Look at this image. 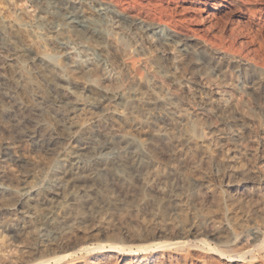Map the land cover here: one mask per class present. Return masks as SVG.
<instances>
[{
	"label": "bare ground",
	"instance_id": "6f19581e",
	"mask_svg": "<svg viewBox=\"0 0 264 264\" xmlns=\"http://www.w3.org/2000/svg\"><path fill=\"white\" fill-rule=\"evenodd\" d=\"M26 1L34 10V36L44 44L55 43L59 53L62 52L61 42L72 41L85 45L102 58L115 59L116 48L126 47L124 37L136 35L142 39L141 42L162 49L161 56L169 65L174 58H182L196 69L191 77L200 80L209 92L205 100L208 109L204 110L207 113L202 120L214 114L221 121L225 118L234 124L232 112L237 109L236 102L227 104L225 87L207 76L204 68L211 67L213 71L220 72L223 68L232 67L233 73L240 78L239 85L230 89L234 95L244 91L264 96V0ZM108 20L117 29L115 34L120 36L108 33ZM21 24H17L7 39L2 37L0 26V51L9 54L7 57L1 52L2 57L7 58L5 62L2 60L5 64L1 62L3 67L6 66V72L0 69V127L5 125L13 130L19 142L15 147L10 140H5L1 146L0 264H216L218 259L264 264L263 226L250 225L243 229L250 242L246 241L247 245L244 242L246 246L239 248L240 241L234 233L236 224L233 227L228 221L218 223L216 218H212L214 215L201 217L200 209L195 206L200 204L201 195L205 193L217 202L224 198L229 204L246 209L247 213L256 212L258 206L255 205L256 208L251 202L247 207L244 199L252 201L257 198L256 202L253 200L255 203L263 200L264 168L247 171L248 167L244 166L250 160L245 152L247 144L245 147L236 144L237 135L231 132L218 133L216 135L220 136L212 141L205 136L198 121L185 122L186 126L183 125L178 133L155 128L154 122L158 119L164 122L172 119L171 108L152 115L145 123L149 126H145V130H105L108 124L112 126L114 117L125 120L134 108L146 104L141 93L133 87H123L125 90L121 93L100 91L90 95L81 105L101 113L98 112L89 122H71L68 132L60 130L54 121L50 122L52 119L48 121L43 116L44 107L60 116L74 114L76 109L71 107L64 111L58 108V103L68 99L69 95L66 84L61 79H54L55 68L42 66V57L30 47L15 44ZM155 58L148 55L142 62H154L160 68ZM20 60L25 61L29 69L18 66ZM122 63L132 73L141 70L134 56ZM76 69L77 74L82 71ZM32 75L39 78L48 90L42 86L44 84L32 82ZM169 79L174 80L173 77ZM173 84L175 89L171 98L178 99V91L184 88L185 83L175 80ZM78 87L90 92L85 85ZM27 90L33 98L22 101L21 96ZM19 94H22L21 98ZM113 105L125 109L115 116ZM249 116L243 113L241 118L250 120ZM58 128L60 132H57ZM114 146L120 150L107 155L105 150ZM48 151L51 156L48 154L50 157L46 162L41 155L38 158V154ZM260 161L263 163L264 157H260ZM20 167L24 171L18 169ZM213 168L220 173L221 180L233 188L232 192L219 190L221 193H217L212 189L209 178ZM109 180L118 185L115 186L121 196ZM42 181L45 182L40 185ZM233 193H236V198ZM147 211L146 218L143 213ZM112 216L115 219L119 217L121 221L133 216L138 227L137 224L134 225L136 227L128 224L125 228H117L124 229L126 235L129 233V241L137 243L136 251L128 244L93 243L95 237L92 235L82 232L84 236L78 237L75 234L85 231V225H89L88 230L93 228L100 232L107 229L113 222ZM233 218L234 222L236 218ZM66 224L71 226L69 233L63 230ZM204 231L220 243H212L207 236L199 237L201 232L204 235ZM160 237L169 239L146 243ZM12 240L16 243L13 244ZM138 250L143 253H137Z\"/></svg>",
	"mask_w": 264,
	"mask_h": 264
},
{
	"label": "rangeland",
	"instance_id": "374dc122",
	"mask_svg": "<svg viewBox=\"0 0 264 264\" xmlns=\"http://www.w3.org/2000/svg\"><path fill=\"white\" fill-rule=\"evenodd\" d=\"M0 1L2 2V3L0 2V26H1V31L4 34V35H2V37L4 39L10 38L11 31L15 30V28H16V26H17V24L19 22L22 23L21 24V30L18 33V37L16 38L17 40L13 39L15 44H17L18 46H21V47H27V48L30 47L29 49L31 51H33L34 53H36V54L40 55V57H42L41 58L42 59L41 60L42 66H49V67L53 66L55 68L56 72L54 73V79L56 81H58V79H61L63 84H66L65 86L67 88V92H68L69 97H68V99L67 98L64 99V101H62V103H58V105L60 106L58 108L65 111V110H67V109H69L71 107H74L76 109V110H74L75 113L74 114H70V115H68L66 113V115L64 114V115H62L63 116L62 117L60 115H57L55 112H53L49 108L46 109L47 107H44V109H43V113H44L43 116L44 117L46 116V118H48V121H50V119H52L50 122L54 121L53 122L54 124H57L58 127L60 126V130H64V131L66 130V132H68L70 130L69 124L71 122H74L76 120L77 121H83V122H89V121L92 120V118L95 115L99 114L98 113V112H100L99 110H96V109H92L91 110V109H88L85 106L81 105V104L84 103L85 100H87V97H89L90 95H93V94L98 93V92L100 93V91H103V92L109 93V94L110 93L114 94V93H116V91H117V93H121V92H123L125 90L123 87H126V88H130V87L132 88L133 87V88L137 89L141 93V96H142L143 100L146 102V104L143 105L140 108H136V109L134 108L133 112H131L129 115L125 116V117H127V119L125 118V120L123 118L117 116V113H119V112L121 113L122 111H124L125 108H123L122 106H119V105H113L115 107L114 113H115V116H117V117H114V121L111 124L112 126L109 127V124H108L106 126L105 130H108V131H116V130L117 131H119V130L121 131L122 130V132H126V131L127 132L128 131L129 132H137V131L145 130V129L149 128V126L145 125V123L147 122V120L152 115H156L158 113V111L160 112L161 110H165V109H170L171 108L170 110L172 111V119L170 121L164 122V121H161V120L158 119L157 121L154 122L155 126L153 124L150 127L153 128L152 126H154L155 128L156 127L157 128H162V129L164 128L166 130L168 129L169 131L171 130L172 132H175V133L177 132L178 133V131H181L183 129V127H184L183 125L186 126L185 122L198 121L199 123H201V124H199V126L204 131L205 136L208 139L210 137V139H212V141H213V139H215L218 136H220V134L216 135L218 133L224 134V133L231 132L234 135H237L236 136V138H237L236 139L237 140L236 144L243 145L244 147L247 144V146L245 147V149H246L245 152L247 154V158L249 157V159H250V160H248L249 162L246 161L244 163V166L246 167V169L248 167L247 171L248 172H250V171L254 172V171H258V170L264 168V161H263V163H262V161H260V157H264V136H263L264 135V128H263L264 126L262 125L263 122H264V96H262V94L260 95V93H252V92H245L244 93V91H242L241 94H235L234 95L230 91V89L233 90V88H235V87H237L239 85V83H240L239 79L240 78L238 79L237 73L236 74L233 73L235 71H234V69H232V67L223 68L222 70H220V72L219 71H215V70L213 71V69L211 67H207V68H204V69H205V72H207V74H208L207 76L210 75L211 78L213 80H215L218 84L223 86V88L225 87L224 89H225L226 92H225L224 98H225V101L227 102V104H232L233 102H236L237 109L233 110V112H232L233 117L231 118L232 120H235V123L233 124V123H231V121L227 122V119H225L224 117H223L224 120L221 121L219 119V117H217L214 114L209 115L210 117L208 116L206 118V120H202V119H205V114L207 113L206 111H207L208 107L205 106V105H207L205 100L207 101V96H208L209 92L207 93L208 90L202 84V82L200 80L194 79V78L191 77L192 74L195 73L196 69L191 67L190 65H188L182 58H179V57L174 58L173 63L171 65H169L167 62L164 61V59L161 56V54H162L161 50L162 49H160V48H158L156 46L148 45L144 41L141 42L142 39H140L136 35L134 36L133 34H132L133 36L130 35L132 37H124V40H126V47L125 48H122V49L121 48H116L115 52L117 54L116 55L117 59L116 58L115 59L102 58V56H100L97 52H94V51L90 50L85 45L83 46V44L81 45L79 43H74L72 41H63V42H61L60 46H62L63 50L61 48L62 52L59 53V51L56 50L57 48H55L56 47L55 43L54 44H44V43L41 42V40H39V38L34 36V33H33L34 26L32 24V15L34 14V10H33V6H31L30 3H28L26 0H0ZM17 20H18V22H17ZM14 24L16 26H14ZM106 26H107L106 29H107L108 33H110L111 35H114V36H120L119 33L118 34L116 33L117 35L115 34L117 29L113 28L114 24L112 23V21L108 20ZM136 40H137V42H135ZM148 50H149V53H148ZM125 51H127V52H125ZM1 52L5 53L4 55L9 57L8 56L9 54H7L8 52L0 51V53ZM121 52H122V54H121ZM2 53L0 55V57L2 58V59H0V69L4 70L6 72V66L5 67L2 66L3 64H5V63H3V61L5 62L4 59H5L6 56L3 55V57H2ZM148 55L155 56L157 58V59L155 58L156 62H158L161 65V67L158 68L155 65L154 62H150L151 65L149 63H145V62L143 63L142 61H143L144 57H146ZM132 56H134L136 65L140 66L139 69L141 68V70H139L138 73L136 72L137 74L130 72L129 68L127 66H125V64L122 63V62H124V60L125 61H130ZM137 56L139 57V59H138ZM174 64H175V66H174ZM96 65L97 66L99 65V67L96 68ZM18 66H20L24 70L25 69L26 70L29 69V65L23 60H20ZM83 67H84V69H83ZM57 68H58V70H57ZM75 69L76 70L80 69L83 72L81 71V72H79L77 74V71H75ZM94 69L95 70H99V71L96 72ZM204 69H202V70H204ZM4 71H2V72H4ZM191 71H193V72H191ZM70 74H72V75H70ZM169 77H173L174 80L169 79ZM30 79L34 83H38V84H41V85L44 84L36 76L34 77L32 75V76H30ZM156 80H160V83H158V82L156 83ZM175 80L176 81L177 80L178 81H182L183 83H185V85L183 86L184 88H181L180 89L181 91H178V94H179L178 99L171 98V93L175 89V84H173V82H175ZM146 83L149 84L148 87L146 86ZM77 85L80 86V87L83 86V85L87 86L89 88V91L91 92V94H90V92L84 91L83 89H81L79 87L77 89L76 88ZM42 86L45 87L46 90H48V88L45 86V84L42 85ZM49 93L52 94V92H49ZM231 93H232V95H231ZM21 95L19 94V97ZM31 95L32 94H31L30 90H27L26 94H23L21 96L22 97L21 100L22 101H26V100H28L31 97L30 98V101H31V99L33 98L32 97L33 95L32 96ZM165 97H167V99ZM168 98H171V99H168ZM155 100H156V102H155ZM159 100H160V102H159ZM150 102H153V103H150ZM154 103H155V105H154ZM172 108H173V110H172ZM204 110H206V111H204ZM201 112H202V114L200 115ZM243 113L249 114L250 115L249 117L251 119L247 120V119L241 118ZM238 117L240 118V120H239ZM89 119H91V120H89ZM237 120H239V121H237ZM141 121L143 122V124L141 123ZM201 121L203 122L204 125L202 124ZM246 121H247V123H245ZM4 127H5V125H4ZM4 127L3 126L0 127L1 128L0 129V133H1L0 134V157L1 158L3 156L2 155V147L1 146H3L2 144L4 142L10 140L9 142L14 144L15 147H17L19 145V144H17L19 142L16 139L17 135L14 134L15 132L13 130H10L8 127H5V128H8V129H5ZM3 128H4V130H3ZM114 128H116V129H114ZM240 128H241V130H240ZM6 130H10V132H8ZM60 130L58 128L57 132H60ZM235 130H236V132H235ZM247 130H248V132H247ZM217 131H219V132H217ZM62 144L63 143L60 142V145H62ZM99 144L100 143H98V145ZM114 147L110 148L109 150L108 149L105 150L106 151L105 153L107 155L108 154L110 155V154L116 152L117 150L118 151L120 150V149H118L117 146H114ZM232 148H230V150H233ZM109 151H110V153H109ZM242 151H243V149H242ZM48 154L50 155L49 151L48 152H41V154H38V158L41 155L40 156L41 159L46 162L49 159V157L51 156V155L49 156ZM233 154H236L234 152V150H233ZM18 169L24 171V168L20 167ZM34 169L37 170L36 168H34ZM214 170H215V168L212 169V172L210 174L211 177L209 178L210 179L209 181L211 183L210 185L212 186V189H214L215 191L217 190L216 191L217 193H221V191L222 192L226 191V192H229V193H230V191L232 192L233 188L230 185L226 184L223 180H221L222 178H221L220 173L217 170H215V171ZM222 181H223V183H222ZM44 182L45 181H42V182H39V183L41 185ZM217 183H219V185ZM109 184L112 187H114L115 192L116 193L118 192L117 194H119V196H121L120 192L118 191L119 189L117 188L118 185L115 184L117 186L116 187L114 185V183H111L110 180H109ZM219 190H221V191H219ZM203 194L201 195L200 201L198 202V203H200L199 205L202 204V206H199L198 204H195V206L198 207V209H200V212L202 213L201 214L199 212L200 216L203 217V216H208V215L209 216H213L214 215L212 218L213 219L216 218L215 221L218 220L217 221L218 223L227 222L228 221V222H230L233 225V227L236 224L235 225L236 227H234V233L239 238V241H240L239 244H238V245H240V246H238L239 248H241L242 245L246 246L250 242V240H248L249 238L248 239L246 238V237H248V236H246L247 234L244 231H242L243 229H245L246 227H248L250 225H253V226L257 225V226H261V227L263 226V228H264V212H263L264 211V198H263V200L260 199L262 201H260L258 199L259 202L257 201V203H258V205H257V203H255L257 198H253V200L255 201L254 202L253 200L252 201L249 200V199L245 200L244 197H241V199H244V202L247 205V207H248L249 204H251V202L254 203V204H251V205L258 206V209H256V212H252V214H251V213H247L245 211L246 209H240L237 206H233V205L229 204L227 199L221 198L218 201L219 202L218 203L215 198H214L215 200H213V198L210 195L205 194V193H203ZM233 194H234L233 197L236 198V193H233ZM237 199H240L239 195H237ZM247 201H249V202H247ZM205 202H206V204H205ZM220 202H222V203H220ZM220 204H221V206H220ZM246 205H245V207H246ZM260 206L262 207V209H261ZM217 207H218V210H217ZM208 209H210L212 211H210ZM190 210H188V211H190ZM236 211H237V213H236ZM219 212H220V214H219ZM147 213H148V211L145 212V214L143 213V215L146 216ZM254 213H255V215H254ZM106 215L107 214H105L103 216H106ZM234 215H236V217ZM253 215H254V218H253ZM114 216H117V215H114ZM114 216H112V218H113L112 221L113 222L111 223L110 227L107 228V229L101 230L99 232L98 230L96 231V229H93V228L92 229L89 228V230H88L87 227H89V225H85V226H83V229L86 227L85 231L80 230V231L75 232V234H77L78 237L84 236L85 234L86 235L88 234V236L92 235V237H95V238H93V241H92L93 243H98V242L101 243V244L118 243V244H122V245L123 244L124 245L128 244V245L132 246L134 251H136L137 248H135V247H137V246L135 244H137V243L129 241V238H128L129 233H128V235H126L127 232L125 234V232H124L125 230L124 229H118V228L119 227L123 228L124 226L127 227L128 224H129V227L130 226H134V225L137 224V222L136 223L134 222L133 216L131 218L127 217V218L124 219V220H127V221H124V220L121 221L119 219V217H117V219H119L122 222L121 223V222H118L119 220L115 219L116 217L114 218ZM233 216H234V218H233ZM147 217L148 216H146V218ZM129 218L131 219V221H130ZM232 218L233 219L236 218L234 222L232 221ZM150 219H151V217H149V221H150ZM154 221L155 220H153L152 222H154ZM247 222H249V223H247ZM253 222H255V223H253ZM120 223H121V225H119ZM94 224H96V223H94ZM136 226L138 227L139 225L137 224ZM136 226H134V227H136ZM114 228H116L117 230L114 229ZM63 230L66 233L71 232L72 229H71L70 224H66L65 227H63ZM237 231L239 233H241L242 235L239 234ZM82 232H83L84 235L82 234ZM90 232H92V233H90ZM201 233H203V232H201ZM201 233L199 234V235H201L199 237H204L205 238L207 236L208 239L212 243H216V244L220 243L219 240H217L216 238L208 235L207 232L204 231V235L201 234ZM165 238L164 237H162V238L160 237V238H157L155 240H151V241L148 240V242H146V243H149V242H152V241L153 242H163V241L169 239V238L168 239L167 238L165 239ZM190 238L192 239V237H190ZM246 241H248V243H246ZM14 242L16 243V240H12L13 244H14ZM243 243L246 244V245H244ZM250 245L252 246L253 243L250 244ZM137 253L142 254L143 251L138 250ZM194 258H195V256L193 257V259ZM218 261H219V263H218ZM220 263L221 264H242V262H229V261H226V260L218 259L216 264H220ZM245 263L246 262H244V264Z\"/></svg>",
	"mask_w": 264,
	"mask_h": 264
}]
</instances>
